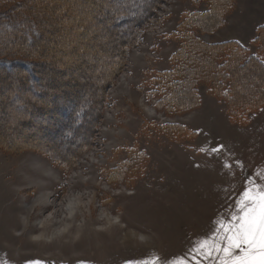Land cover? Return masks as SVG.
Here are the masks:
<instances>
[{"label":"rangeland","instance_id":"374dc122","mask_svg":"<svg viewBox=\"0 0 264 264\" xmlns=\"http://www.w3.org/2000/svg\"><path fill=\"white\" fill-rule=\"evenodd\" d=\"M74 1L61 3L60 19L48 18L52 37L25 29L26 41L41 50L32 66L41 100L30 114L19 88L33 78L21 68L0 69V264H170L179 257L193 264L196 242L235 210L246 177L264 172V103L234 122L203 78L195 82L197 103L177 108L157 107L162 95L152 96L150 82L172 68L185 20L201 43L239 38L258 55L253 38L264 23V0H226L213 28L203 25L207 15L198 16L212 8L210 0ZM38 2L24 12L37 16ZM69 100L95 113L74 156L55 133L70 111L60 101ZM41 218H51L46 230Z\"/></svg>","mask_w":264,"mask_h":264},{"label":"trees","instance_id":"16d2710c","mask_svg":"<svg viewBox=\"0 0 264 264\" xmlns=\"http://www.w3.org/2000/svg\"><path fill=\"white\" fill-rule=\"evenodd\" d=\"M32 1L33 0H24L23 2L19 1L15 3L12 0H0V69L3 71L5 67L9 68V70L14 67L16 69L21 68L25 71L24 74H29L33 78V81L31 80L33 83L35 81L34 84L31 82L30 87L27 85L28 82L27 84L24 82L23 84L26 86L24 87L22 85L24 88H19L20 90L25 89L27 95V97L25 96L23 99L25 104L24 108L21 107L23 110L35 107L36 99L41 100L39 94L35 92V85L39 82L32 70L35 58L41 55V50H38L39 48L33 49L32 44H30L32 42L26 41L24 36L25 29L31 27L36 34L39 33V31H44L47 36L46 39H48V37H52V27L51 24H48V18L50 20L52 16L55 17L57 14V18L60 19V16L64 15L60 12L62 10L60 8L63 7L61 3H64V0H57L58 2L55 3V6L57 5L56 13L54 12L51 14L47 11L52 10L54 7V0H52V2L51 0H38L39 2L36 4L38 7L37 16L34 15V12L33 14L24 12L25 8H34L31 5ZM210 1L213 3L212 8L207 9L198 16L207 15L210 21H208V24L204 23L203 25L213 28V26L217 24V18L215 16L218 17L219 13L223 11L226 0H222L217 6V9H215V5H217L216 0ZM73 2L78 3L74 0ZM27 4H29V6ZM47 5L48 9L44 7ZM58 5L60 7H58ZM45 12H47V14ZM113 16L116 18L117 13ZM113 16L110 15L109 17L112 18ZM138 18L139 17L136 19ZM9 22H11V24H9ZM4 23H6V28L3 25ZM184 23L188 25L191 21L185 20L183 24L179 26V30L183 32L182 43L171 57L174 63L172 68L151 79V89L149 91H153L152 96H155V91L157 95H159V92H161L162 95V97L159 96V98H157L156 106L158 107L161 101H164L166 106L170 108H177L178 105L181 107H189L193 103L196 104L199 100V95L195 88V82L199 78H203L209 86V91L214 96L226 102V109L230 120L243 123L248 114L257 111L264 103V23L258 26L257 34L253 38V43L256 46L258 55H252L246 46L236 40H226L217 43H201L193 36V33L187 31L189 27L185 26ZM65 31L68 32L70 30L66 27ZM8 37H10L8 40H4ZM126 41L129 45L132 38L130 40L126 39ZM13 45L15 46L12 47ZM118 60L119 58L117 57L116 64L113 65L108 73L112 74V70L114 71L117 68ZM5 71L7 72V70ZM30 88L33 93H36L34 95L35 98L29 96L30 93L27 91ZM97 96H101V90L97 92ZM96 99L97 97H95V100L92 99V106L99 104ZM183 101L185 103H183ZM65 102L66 101H60V105H62V108H64V106H66V109L70 108V111L68 113H63L62 116L64 119L60 125H58V129L55 133H60V135L63 136L59 141H63L65 145L63 151L66 153L68 152V155L74 156V153L80 151L86 144L85 124L89 120L93 122L95 113L91 111L93 108L90 105L84 109L70 100L69 102ZM27 113L30 114L29 109ZM83 114H85L84 117L82 116ZM88 115H90V117L86 118ZM19 120L20 119H17L12 123V127L10 126L13 131L22 124ZM69 122L73 123L71 127L68 126ZM170 125L174 127L176 131L184 129L183 125L174 123ZM194 133L195 132L192 131L189 132L188 135ZM34 144L35 142L32 143V146L36 147ZM46 149H48L50 155H53L55 152L52 148L48 147ZM45 151L47 152V150ZM66 158L57 155V161L59 163L66 162ZM133 158H135V156L122 162L120 166H127V163L133 162Z\"/></svg>","mask_w":264,"mask_h":264},{"label":"snow or ice","instance_id":"6c2138e0","mask_svg":"<svg viewBox=\"0 0 264 264\" xmlns=\"http://www.w3.org/2000/svg\"><path fill=\"white\" fill-rule=\"evenodd\" d=\"M192 253L193 264H199L200 259L213 264H264V172L246 177L235 210L227 219L218 218L212 234L198 240ZM170 264L189 261L179 257Z\"/></svg>","mask_w":264,"mask_h":264},{"label":"bare ground","instance_id":"6f19581e","mask_svg":"<svg viewBox=\"0 0 264 264\" xmlns=\"http://www.w3.org/2000/svg\"><path fill=\"white\" fill-rule=\"evenodd\" d=\"M41 197L43 198V200H44V199L46 200V198H48L44 193L41 194ZM67 209L69 210L68 213H69V215L71 216L72 209H71V207H70V204H69V206H68ZM70 210H71V211H70ZM23 213H26V216H25V215H24V216H25V219H26L27 224H28V222H29L28 220H30L29 210H28V211L25 210V211H23ZM24 216H23V218H24ZM50 219H51V218H50ZM50 219H49V218H44V219L41 218V219H40V222H39V223H40V226H39V227H40L41 229H43V230H46V228H47L46 225H47V224L50 225V223H51V220H50ZM71 219H72V217H71ZM63 221H64V220H63ZM64 222H65V221H64ZM21 224H23V223H21ZM49 225H48V226H49ZM21 226H22V225H21ZM27 226H28V225H27ZM64 226H65V225H64ZM66 226H68L67 223H66ZM26 228H27V227H26ZM28 229L30 230L31 228L29 227ZM50 229H51V228H50ZM48 231H49V230H48ZM45 232H47V231H45ZM41 234H42V237L45 236V233L42 232Z\"/></svg>","mask_w":264,"mask_h":264},{"label":"crops","instance_id":"0c3cea01","mask_svg":"<svg viewBox=\"0 0 264 264\" xmlns=\"http://www.w3.org/2000/svg\"><path fill=\"white\" fill-rule=\"evenodd\" d=\"M241 14V13H240ZM239 22H240V15H239ZM261 23H258V24H256V26H258V25H260ZM253 38V37H252ZM251 38V39H252ZM229 39H232V38H229ZM235 40H237V41H239L241 44H243L244 46H247L248 48H249V51L251 50V49H253L252 47H251V44L250 43H244V42H242L239 38H236Z\"/></svg>","mask_w":264,"mask_h":264}]
</instances>
